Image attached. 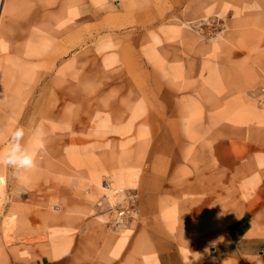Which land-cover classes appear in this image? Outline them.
Listing matches in <instances>:
<instances>
[{"label":"rangeland","instance_id":"obj_1","mask_svg":"<svg viewBox=\"0 0 264 264\" xmlns=\"http://www.w3.org/2000/svg\"><path fill=\"white\" fill-rule=\"evenodd\" d=\"M83 1L87 4V0ZM120 2L94 0L99 11L92 21L97 41L90 49L85 46L70 50L56 59L55 67L50 71L49 53L60 44L61 49L68 45L65 40L53 42L52 39L58 24L69 17L67 10L72 6L71 0H0V149L6 147L9 135L16 127L42 126L46 132V146L38 157L36 169L17 179L10 169L3 167L7 170L3 171L0 182V254H3L0 264L50 255L48 235L52 229L68 230L65 233L68 255L75 257L79 264H106L121 258L127 247L135 249L130 253L131 262L132 258L138 257L137 253L152 257L155 250L161 248L186 247L202 234L197 228L199 218L190 222L189 202L193 197L201 196L203 180L209 176L208 168L204 166L229 162L232 158L240 163L249 155H264L260 145L264 139L261 134L264 124L257 122V119L264 120V0H125L126 7H121ZM81 33L83 38L84 30ZM124 33H129V40L122 38ZM133 38L138 41L133 42ZM124 44L143 59L150 71L155 68L168 70L171 62L183 66L181 75L166 76L164 80L176 85V94L182 98L178 109H198V112L202 109L205 113V125L212 126L201 127L196 119L194 124L203 129L200 137L204 136L208 143L216 139L212 143L216 148L209 153L215 161L210 162L206 151L194 158L186 149L164 154L157 152L148 159L151 143L156 137L152 128L140 127L126 134L109 131L104 137L93 132L89 137V144L97 141L111 144L105 150L101 148L102 153L98 156H113L117 161L126 148V159L135 166L162 164L167 190L162 196L176 207V216L170 226L165 225L159 215L162 196L155 201L154 210L151 207L153 213H144L145 195L140 177L133 176L117 188L110 167L98 169L94 178L87 171L81 173L83 166L74 168L73 164L79 163L74 159L77 154L74 145L56 143L55 133L50 132L49 126L53 123L44 120L45 113L40 112L43 100L32 108L41 89V85L35 84L40 76H43L42 85L47 83L46 101L52 99L61 82L67 93L64 101L77 92L82 116L90 104L97 102L96 88L106 98L131 92L128 85L120 82L121 78L114 76L113 61L122 57L119 50ZM31 53H35L34 56L26 55ZM72 62L76 63L75 79L68 75ZM194 78L206 79L203 89L199 85L195 87ZM27 94L35 99L32 109L24 112L21 105ZM90 96L92 99L87 102ZM243 104L257 114L251 121L254 132L246 123L231 119ZM62 107L65 115L71 113L69 105ZM218 112L223 113L222 116H218ZM21 114L25 117L18 122ZM86 133L84 131L81 136ZM65 139L69 141L68 136ZM217 140L222 147L215 144ZM120 143L125 146L121 148ZM128 150H131L130 155ZM59 168L66 170L60 172ZM27 183L34 185L30 191L35 214L32 226L41 229L43 239L29 244L15 238L7 242L2 228L8 225V210L12 203L20 206L29 200ZM127 192L133 195L129 200ZM255 196L253 208L258 213L264 209V192L257 189ZM72 199L87 200L92 206L91 213L83 216L65 212L63 204ZM124 206L128 211L123 223L112 225L116 212ZM183 213L186 214L184 219ZM255 215L244 211L240 218L222 228L226 232L235 222H245ZM215 228L209 226L204 232H212ZM108 234L118 236L117 241L106 239ZM209 236L207 249L218 243L214 235ZM116 243L121 244L116 246Z\"/></svg>","mask_w":264,"mask_h":264},{"label":"crops","instance_id":"obj_2","mask_svg":"<svg viewBox=\"0 0 264 264\" xmlns=\"http://www.w3.org/2000/svg\"><path fill=\"white\" fill-rule=\"evenodd\" d=\"M71 3L72 6L67 10L69 17H65L64 21L58 24V28L53 31L52 39L53 42L55 40H65L68 45L65 49H61L62 45L60 44L49 53L48 69L50 71L54 69L56 59L68 54L70 50L85 46L86 49H90L97 41V33L92 21L97 17L99 11L94 6V0H87V4L83 0H71ZM120 5L126 7L125 0H121ZM105 9L104 7L103 10ZM88 29H92L93 32V37L90 39L86 36ZM83 30L85 36L82 38L81 32ZM122 38L129 40V33H124ZM74 40L75 44L73 45ZM132 40L136 43L138 38ZM131 49L126 44L122 45L119 50L122 57L113 61V68L116 71L114 76L121 78L120 82L130 87L131 92L128 94L116 93L106 98L103 96V92L96 88L97 102L95 105L90 104L89 110L84 111L82 116L80 115L81 105L77 92L70 96L68 101H64V96L67 93L61 82H59L61 86L54 92L52 99L46 101L47 99L44 96L47 93V83L42 85L43 76H40L35 82L37 87L41 85L36 104L32 107L35 98L33 95L27 94L23 97L22 101H25L21 106L24 107V112L30 111L32 108L39 106L41 100H43L40 112L43 111L42 115L45 113L44 120L53 123V125H49L53 130L50 132L56 134L53 137L55 136L57 144L68 143L74 145V152L78 154L74 159L79 163L73 164V166L74 168L83 166V169L80 170L81 173L87 171L94 178L98 169L105 170L110 167L113 184L117 188H120L133 176L140 177L141 190L145 195L143 198V211L149 215L153 213L155 201L167 193L162 164L155 163L152 167L147 163L135 166L126 159V148L121 151L122 158L117 159V161L113 156L111 158L109 155L107 157H101L102 154L98 156L99 153H102L101 148L105 150L111 144L110 142L104 143L105 141L89 144L91 143L89 137L94 134L93 132L98 134L99 137H104L109 131L126 134L140 127L152 128L156 137L151 143L148 159L157 152L164 154L186 149V152L194 158H199L200 152L206 151L204 153L210 158V162H214L215 160L212 161L209 153L213 149L215 150L216 146L212 143L216 139L212 143H208L204 136L200 137L203 129L194 124L196 119L200 121L201 127L207 129L212 126L205 125V113H202V109H199V112L198 109L194 111L188 108L178 109L177 106L181 104L182 98H178L176 94V85L164 80L166 76L177 77L181 75L183 66L171 62L168 70L155 68V70L150 71L143 59L138 57L135 51ZM33 54L35 53L26 55L34 56ZM68 71V75H74L75 79L77 74L75 62L69 65ZM57 80H59L58 77ZM205 81L206 79L195 80L194 78L195 87L199 85V88L202 86L203 89ZM91 99L90 96L86 101L90 102ZM64 105L70 106L71 113L69 115L63 113L64 108L62 106ZM231 112L233 110H230ZM52 113H55V116ZM218 114V116H222L223 113L218 112ZM50 115L53 116L52 119H50ZM233 115V118L228 117L234 122L246 123L249 129L254 132L255 127L251 121L257 114L251 107L245 104L240 105V108ZM24 117L21 114L17 119L18 122L22 121ZM257 122L264 124V120L261 119H257ZM88 127H90V130H86ZM194 128H196V131L193 130ZM84 131H87L86 136H81ZM261 134L264 137V129H262ZM66 136H68L69 141H66ZM217 142L218 140L215 144ZM88 144L89 146H87ZM260 145L264 149V139H262ZM119 146L123 148L125 145L120 143ZM218 146L222 147V143H219ZM251 148L254 149L255 147L251 146ZM97 149L101 152H98ZM128 152V155H130L131 150H128ZM42 160L44 161V157ZM204 167L208 168L209 176L203 180L201 196L193 197L189 202L191 209L190 222L199 218L197 228L199 229L198 232L202 233L194 243L181 248H161L155 250L152 257L145 256V253H137L138 257L132 258L133 262L130 261V253L135 249L127 247V249H123L121 258L117 257L106 264H264V235H262L264 234V209L257 213L253 208L257 199L255 196L256 190L264 192V155L258 157L249 155L240 163L237 159L232 158L229 162L221 161L217 165L212 163V165H205ZM4 170L7 169L3 167L1 169L0 167V176H2ZM64 170L66 169L59 168L60 172ZM33 186L30 183L26 184L29 200L23 205L19 206L18 203L10 205L8 226L2 228L4 239L7 242H12L14 238H23L24 240H20L29 244L37 239H43L41 229L37 228L36 230L32 226L35 214L32 209L33 198L30 191ZM129 196L130 198L133 197L131 193L127 192L126 198L128 199ZM160 200V218L165 225L170 226L176 216V207L168 203L170 201L164 196ZM151 207L153 210H151ZM63 210L69 214L84 216L91 213L92 206L87 200L72 199L63 204ZM244 211L256 215L245 222L240 220L235 222L230 230L224 232L223 225L240 218ZM15 213L18 215L12 216ZM37 214L40 216V212H37ZM185 215L183 213L181 217L183 218ZM10 224L13 226L11 227ZM209 226H215L216 228L212 232H204V228ZM14 230L16 235L13 234L12 236L11 233ZM67 231V229L51 230L48 235L50 255L20 258L15 260L13 264H79L75 262V257L68 255L69 244L65 242ZM210 234L218 240L217 245L210 248L211 251L207 249L208 242L206 243ZM112 236L108 234L106 239L112 240L115 238ZM117 238L118 236L115 238L116 241ZM118 240H121V238L119 237ZM121 243L123 244V241ZM120 244L116 243V246ZM2 255L0 254V263L3 260Z\"/></svg>","mask_w":264,"mask_h":264},{"label":"clouds","instance_id":"obj_3","mask_svg":"<svg viewBox=\"0 0 264 264\" xmlns=\"http://www.w3.org/2000/svg\"><path fill=\"white\" fill-rule=\"evenodd\" d=\"M46 132L42 126H19L9 135L5 148L0 149V167L8 168L20 179L36 169L38 157L45 149Z\"/></svg>","mask_w":264,"mask_h":264},{"label":"built area","instance_id":"obj_4","mask_svg":"<svg viewBox=\"0 0 264 264\" xmlns=\"http://www.w3.org/2000/svg\"><path fill=\"white\" fill-rule=\"evenodd\" d=\"M130 199V196L128 197V200ZM128 211L127 207H123L120 211L116 212L113 221H112V225L114 226H119L123 223L124 219L126 218V213Z\"/></svg>","mask_w":264,"mask_h":264},{"label":"bare ground","instance_id":"obj_5","mask_svg":"<svg viewBox=\"0 0 264 264\" xmlns=\"http://www.w3.org/2000/svg\"><path fill=\"white\" fill-rule=\"evenodd\" d=\"M73 35H74V33H73ZM87 37H88V39H90V38H92L93 37V32H92V29H88V31H87V35H86ZM74 37V36H73ZM73 45L75 44V40L73 41V43H72ZM72 73H74V72H72ZM74 76V75H73ZM25 101V100H24ZM53 114V116H55V113H52ZM51 114V115H52ZM50 115V119H52V117L53 116H51ZM3 180V177L2 176H0V182ZM1 200V199H0ZM2 211V210H1ZM27 218V217H26ZM28 219V218H27ZM15 221V220H14ZM16 222V221H15ZM15 222H14V224H15ZM12 223V222H11ZM11 225V224H10ZM16 225H18V224H16ZM8 226V225H7ZM13 225H11V227H12ZM21 226V225H20ZM30 226V225H29ZM23 227V226H22ZM7 228H9V227H7ZM31 229V228H30ZM26 230H28V229H26ZM17 231V230H16ZM10 232V231H9ZM13 233V232H12ZM25 233V232H24ZM55 233V232H54ZM19 234H21V233H19ZM23 234V233H22ZM30 234V233H29ZM6 235V234H5ZM16 235V234H15ZM7 237V236H6ZM11 239V238H10ZM20 239H23V238H20ZM24 240V239H23Z\"/></svg>","mask_w":264,"mask_h":264}]
</instances>
